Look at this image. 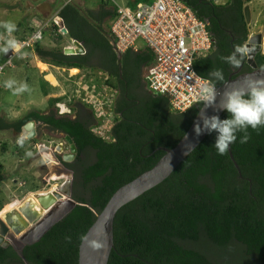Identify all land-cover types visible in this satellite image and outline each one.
Wrapping results in <instances>:
<instances>
[{
    "label": "trees",
    "instance_id": "obj_1",
    "mask_svg": "<svg viewBox=\"0 0 264 264\" xmlns=\"http://www.w3.org/2000/svg\"><path fill=\"white\" fill-rule=\"evenodd\" d=\"M181 1L209 22L215 47L207 56L196 59L194 68L198 75L218 87L233 68L223 59L234 50L232 36L241 31L233 46H243L248 37L244 1L228 0L222 5L214 0ZM100 2L97 14L91 10L83 12L72 1L64 3L56 14L68 37L86 48L85 54L64 55L61 49H44L39 41L34 44V51L41 61L55 67L87 71L99 67L106 73L104 84L114 91L112 100L107 96L105 99L111 125L104 135L94 133L92 128L103 118L95 117L91 107L88 108L95 125L90 116L85 120L56 119L54 114L46 116L38 111H29L11 122L0 118V130L12 129L16 133L29 120L44 121L68 135L79 153L89 149L94 155L77 172L76 192L72 194L77 204L57 219L35 225L7 247L0 246V264H78V246L110 196L159 160L164 152L157 148L174 147L201 107L172 113L163 96L151 92L125 95L128 91L122 80L125 69L132 67L130 82L141 68V79L133 82L137 88L139 83L145 85V71L155 59L144 48L136 52L128 50L123 54L127 61L123 56L118 60L110 37L115 7L111 0ZM138 2L128 5L134 7ZM109 5L113 8L109 9ZM53 26V40L58 44L60 26ZM33 28L32 25L27 30V35ZM231 28L232 35L228 31ZM96 54L99 66L89 65ZM6 59V54L0 51V65ZM256 65L264 68L263 55H258ZM217 68L223 71L222 81L209 75ZM246 71H250L247 66L242 72ZM39 83L46 95L50 85L42 79ZM118 87L120 100L116 97ZM58 102L57 98L50 100L52 105ZM227 115L224 111L220 119ZM236 135L230 148L239 169L233 165L228 151L217 153L213 146L216 133H208L168 178L123 205L114 218V247L107 264H264V126L248 128L246 133ZM244 135L248 139L241 143Z\"/></svg>",
    "mask_w": 264,
    "mask_h": 264
},
{
    "label": "rangeland",
    "instance_id": "obj_2",
    "mask_svg": "<svg viewBox=\"0 0 264 264\" xmlns=\"http://www.w3.org/2000/svg\"><path fill=\"white\" fill-rule=\"evenodd\" d=\"M72 1L86 11L87 9H93L95 12L98 11L95 9L100 10V0ZM114 1L120 5H128L131 2V0ZM227 1L214 0L218 5L225 4ZM66 2V0H0V47H5L8 40H15L27 35L32 21L34 25L39 23L34 20V17L44 21L57 19L58 8ZM244 5H247L250 11L249 23L246 24L248 33L251 36L261 32L264 28V0H249L248 2L244 0ZM108 8L112 9L113 7L109 5ZM5 22L14 23L15 31L8 33L3 27ZM53 25L54 22L45 29L43 39L40 41L41 47L61 49L63 54H68V51H72V55L86 53L81 51L82 46L71 42L68 35L63 32H59L61 39L56 44L53 40L55 36ZM17 50L18 47L8 53L11 56L13 51ZM40 63H43L44 67H39ZM99 63L100 61L95 57L89 60L91 66H99ZM11 65L6 66L0 72V118H4L8 122L23 117L29 111L45 114L54 111L57 115L73 117L79 110L89 111L88 107L99 110L100 106L95 102L98 100L102 104L106 96L112 100L111 93L114 91H110L109 87L104 84L107 75L99 67L97 70L88 71L55 67L41 61L36 55L34 47H31L29 51L20 52L18 59L15 57L12 59ZM40 79L50 85L49 88L46 86L48 88L46 95L43 94L40 87ZM9 82H11V86H9ZM56 98L59 99V102L52 105L50 100ZM88 100L90 104L84 102ZM105 106L103 105V109L101 108L104 110V117L102 116L104 120L108 118ZM90 120L95 125L96 121L92 119V116H90ZM110 122L112 121L109 118L106 125L110 126ZM40 132L41 134L33 135L31 139H27L28 132L25 134L23 131L16 133L12 129L0 130V215L17 207L28 198H36L38 194L49 192H60L58 201L51 207V210L54 209L51 216H60L64 213L62 210L60 211V208L56 209L55 206L62 204L64 199V193L58 189L63 184L65 177L57 175L47 177V174L54 172L50 167L53 160L49 154L58 139H50L45 130L40 129ZM13 200L15 201L12 202ZM44 218L45 216L42 219Z\"/></svg>",
    "mask_w": 264,
    "mask_h": 264
},
{
    "label": "built area",
    "instance_id": "obj_3",
    "mask_svg": "<svg viewBox=\"0 0 264 264\" xmlns=\"http://www.w3.org/2000/svg\"><path fill=\"white\" fill-rule=\"evenodd\" d=\"M111 1L115 16L110 22V37L115 50L122 54L128 50L136 52L147 48L154 56V64L144 74L147 90L167 98L173 113H184L192 107L201 106L204 103L198 100L201 86L206 81L212 83L197 74L194 61L213 50L214 40L208 30V20L199 18L181 0H151L149 3L138 2L134 7ZM49 25L50 20L33 24V31L16 41L17 53L13 51L0 65V72L6 66H12V59L19 58L24 48L41 41ZM59 32H62V27ZM212 86L217 89L214 84ZM84 102L90 104L89 100ZM95 103L100 106V111L93 107V114L100 118L104 115L101 108L107 105L109 109V104L104 101L102 105L98 100ZM106 116V120L101 119L92 128L94 133L104 135L109 128L106 124L110 115L107 113Z\"/></svg>",
    "mask_w": 264,
    "mask_h": 264
},
{
    "label": "water",
    "instance_id": "obj_4",
    "mask_svg": "<svg viewBox=\"0 0 264 264\" xmlns=\"http://www.w3.org/2000/svg\"><path fill=\"white\" fill-rule=\"evenodd\" d=\"M243 15L248 24L250 11L247 5L243 8ZM60 25L62 26V24ZM62 32L66 33V29L62 28ZM112 45L118 56V60H120L121 53L115 50L113 43ZM247 47H252L254 49V53L248 52L246 60V64L251 67V70L234 74L235 76H229L224 83L217 87L214 102L210 106H206L205 102L201 105L187 131L177 144L172 148H159L164 154L150 169L140 173L133 180L119 187L110 196L101 211L96 214L92 225L88 228L78 246V264H107L110 252L114 247L113 222L117 211L123 205L129 203L168 178L176 167L199 145L208 132L204 131L203 134L197 136L193 130V125L198 124L202 127L205 117L210 118L212 116H218L220 118L224 112L221 108V104L224 99L223 94L225 91L231 90L233 87L243 86L246 79L249 77L264 79V68H258L253 60L254 54L259 51L264 55V28L262 33L249 38ZM81 51L85 52L83 47ZM68 52L71 53L72 51ZM6 57L9 58L10 54L7 53ZM22 131L25 134L28 132L26 137L27 139H31L34 135V122L29 121L26 123ZM66 139L70 144V155L64 157L67 161V157L75 154L76 148L69 136H67ZM227 151L233 165L236 169H239L232 156L230 146ZM59 197L60 194L58 193L41 194L36 198H28L16 208L2 213L0 215V246L7 247L9 245V241L5 240L7 233L10 232L13 238H16V236L20 237L24 234L29 227L35 224L41 216L45 214V212L51 209L58 201ZM76 204V202L71 201V208Z\"/></svg>",
    "mask_w": 264,
    "mask_h": 264
},
{
    "label": "clouds",
    "instance_id": "obj_5",
    "mask_svg": "<svg viewBox=\"0 0 264 264\" xmlns=\"http://www.w3.org/2000/svg\"><path fill=\"white\" fill-rule=\"evenodd\" d=\"M67 2L69 1L67 0ZM49 20L50 23L54 22V24L64 28L63 25H60L62 24L60 17L57 16V19H54L53 21H51V19ZM3 27L8 33H12L16 29V25L12 22H5ZM250 37L252 36L248 33V37L244 45L235 46L233 52L229 56L223 58L232 67L239 68L242 60L244 58L247 60L248 52L251 53L250 49H252V47H247V41ZM246 43L247 45H245ZM34 46L35 45H33L32 48ZM17 47L18 45L16 41L11 39L7 41L6 46L0 49V51L7 54L9 51ZM64 55H72V53ZM260 55L263 54L260 52ZM246 66L248 65L246 64ZM248 67L251 70V67ZM209 75L215 77L217 80H224L223 71L221 69H213ZM9 86H11V82H9ZM223 95L224 99L221 104V108L228 114L227 117L224 119H220L218 116H212L210 118L205 117L203 119L202 127L198 124L193 125V130L197 136L203 134L204 131H207L209 134L212 132L216 133L213 146L215 147L217 153L221 155L224 154L228 150L229 146L236 141V134L238 132L246 133L248 128L257 129L258 127L264 126V79L249 77L246 79L243 86L233 87L231 90L225 91ZM215 97V88L212 84L206 81L201 86L198 100L204 101L206 106H210L214 102ZM247 139L248 136L244 135L241 137V143L246 142Z\"/></svg>",
    "mask_w": 264,
    "mask_h": 264
},
{
    "label": "flooded vegetation",
    "instance_id": "obj_6",
    "mask_svg": "<svg viewBox=\"0 0 264 264\" xmlns=\"http://www.w3.org/2000/svg\"><path fill=\"white\" fill-rule=\"evenodd\" d=\"M238 28L239 27H235V30H237ZM233 30H234V27H233ZM228 31H229V34L232 35V28L229 29ZM262 31H263V29H262ZM262 31L254 33L251 36L253 37L255 35H258L259 33H262ZM237 32L238 33L236 35L232 36L231 43L233 45L237 43V39L239 38L238 36L241 33L240 30H237ZM247 43H248V41H247ZM247 43L245 45H247ZM233 45H232V48L234 49V47L236 45L235 46H233ZM214 47H213V50H214ZM250 52L254 53V49L253 48L250 49ZM123 54H125V53L121 54V59H122V56L124 57ZM258 55H260V51L254 54L253 60L255 62H256V59H257ZM94 57L98 61H100V58H99L98 55H93L92 58H94ZM131 59H129V60H131ZM124 61H127V60H125V57H124ZM245 61H246V59L244 58L242 60V63H241L239 68H234L233 67L229 76L237 74V73H240L243 70H245V68H246ZM120 67H121V65H119V75L121 77V69H120ZM131 68L127 67V69H125L126 72H124V75H125L124 79L121 77L122 80H123V83H124L123 87L128 90V91H125V95L126 94L129 95V93H132L133 95L135 94L137 96V94H139L140 92L142 94H146L143 83H139L140 86L137 87V88L133 87V82L136 83V80H140L141 79V77H140V76H142L141 75L142 74L141 68H139V72H138V74H136L137 75L136 78L133 79V81L129 82V77L131 76V72H130ZM116 94H117L116 95L117 100H120L121 99V96H120L121 95V89H120V87H118V89L116 91ZM127 100L128 101H133V100H129V99H127ZM90 113H91V111L89 112V111L79 110V111H77V113L75 115H73V117H71L70 115H61V114L57 115L54 111L46 113V114L45 113H41V114L42 115H46V116H51L52 114H54L55 115L54 118H56V119H59L61 117H68V118H72V119L79 118L81 120H85V119H87L90 116ZM29 121H33L34 122V129H35L34 130V136L38 135L39 133L41 134L40 129H42V130H45V133H47L46 135H49L50 139H52V140H53V138H57L58 139V142L54 145L53 149L51 150V152L49 154V157L53 160V164H50V167L53 168L52 171H54V172H53V174H47V177H49L50 175H57V176L65 177V180H64L63 184L58 189V191H62V193H64V195H65L64 199L62 200V204H60V205L58 204L57 206H55L56 209L60 208V211L62 210L65 213L66 211L70 210L71 201L75 202V200L73 199L72 194L76 192V189L74 188V182L76 181V176L78 174L77 172L80 171V168L83 167V165H85V163H87L89 161H92L94 159L93 152L88 149V150H85V151H82V152L79 153L77 151V149H76L75 154H73L70 157H67V161H66L64 159V157L70 155V144L67 142V139H66V137L68 135L64 134L61 130L53 128L51 125H49L48 123H46L44 121H36V120H29ZM28 122H26V123H28ZM24 125L21 127L20 132H22V128L24 127ZM35 126H37V127H35ZM49 141H51V140H49ZM72 143H73V141H72ZM159 148H162V147H159ZM159 148H157L156 150H159ZM47 167H48V165H47ZM41 187H43V185H41ZM49 193H51V192H49ZM49 193H41V194L45 195V194H49ZM56 193L60 194V192H56ZM41 194H38V195H41ZM14 201L15 200H13L12 202H14ZM4 208H5V206H4ZM14 208H16V207H14ZM53 210H51V209L48 210L47 211L48 212L47 215H46V212H45V214H44L45 218L42 219L44 216L43 217L41 216V218L39 219L40 221L39 222L37 221L35 224H33L31 227H29L28 230L25 231V233H27L35 225H43L46 222H50L51 220L57 219L58 217L61 216V215L60 216L57 215L55 217H52L51 214H52ZM25 233L22 234L20 237L25 235ZM5 240L9 241V245H10L13 241H16L17 238H13L12 234L9 232L5 236Z\"/></svg>",
    "mask_w": 264,
    "mask_h": 264
},
{
    "label": "crops",
    "instance_id": "obj_7",
    "mask_svg": "<svg viewBox=\"0 0 264 264\" xmlns=\"http://www.w3.org/2000/svg\"><path fill=\"white\" fill-rule=\"evenodd\" d=\"M67 1V0H66ZM136 1H139V0H131V3H135ZM145 3V2H144ZM78 6H79V4H77ZM80 8H81V10L84 12V10L82 9V7L80 6ZM93 11V13H95V14H97L98 12H99V9H95V10H98L97 12H95L93 9H87V11ZM34 18H36V17H34ZM73 39H71V42H73V43H75V42H77L79 45H81L83 48H84V50H86L85 49V47L83 46V44H81V43H79L78 41H76V40H73ZM66 48V47H65ZM77 69V68H76ZM144 88H145V93L146 94H148V93H150L148 90H147V88H146V86L144 85ZM89 110V109H88ZM89 112H90V110H89ZM173 113V112H172ZM91 123H92V121H91Z\"/></svg>",
    "mask_w": 264,
    "mask_h": 264
},
{
    "label": "bare ground",
    "instance_id": "obj_8",
    "mask_svg": "<svg viewBox=\"0 0 264 264\" xmlns=\"http://www.w3.org/2000/svg\"><path fill=\"white\" fill-rule=\"evenodd\" d=\"M39 67H44V64L43 63H40L39 64ZM43 69V68H42ZM16 238H19V237H16Z\"/></svg>",
    "mask_w": 264,
    "mask_h": 264
}]
</instances>
